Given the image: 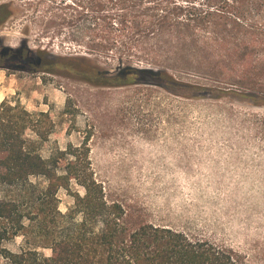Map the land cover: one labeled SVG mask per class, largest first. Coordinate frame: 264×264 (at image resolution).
I'll list each match as a JSON object with an SVG mask.
<instances>
[{"label":"rangeland","instance_id":"rangeland-1","mask_svg":"<svg viewBox=\"0 0 264 264\" xmlns=\"http://www.w3.org/2000/svg\"><path fill=\"white\" fill-rule=\"evenodd\" d=\"M103 1L0 0L14 10L0 27V48L45 53L39 71L0 69V103L20 105L51 132L40 147L45 158L88 140L93 171L110 199L141 209L149 222L264 264V106L234 96L193 97L146 74L127 86L99 85L103 78L123 80L127 66L158 69L139 57L137 39L120 30L121 11ZM79 64L99 70V82L71 70ZM169 73L182 84L219 85ZM26 135L38 141L31 130ZM59 196L66 212L74 201L64 190ZM22 245L18 238L10 248Z\"/></svg>","mask_w":264,"mask_h":264},{"label":"trees","instance_id":"trees-1","mask_svg":"<svg viewBox=\"0 0 264 264\" xmlns=\"http://www.w3.org/2000/svg\"><path fill=\"white\" fill-rule=\"evenodd\" d=\"M103 2L121 11L120 30L137 39L139 57L158 69L127 66L123 80L103 78L99 85L127 86L146 74L167 80L171 89L186 88L193 97L234 96L264 106V0ZM13 14L12 4H1L0 27ZM43 55L26 45L1 47L0 69L39 71ZM71 70L93 83L101 78L95 68L79 64ZM170 71L219 85L182 84ZM35 117L20 105L0 103V189L5 194L0 195V264H251L233 247L154 224L141 209L110 199L93 171L88 140L45 158L40 147L51 132H43ZM28 130L37 142L27 138ZM259 130L264 136V118ZM63 190L74 201L66 212L59 196ZM18 238L23 245L13 251L10 245Z\"/></svg>","mask_w":264,"mask_h":264}]
</instances>
